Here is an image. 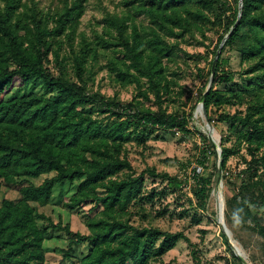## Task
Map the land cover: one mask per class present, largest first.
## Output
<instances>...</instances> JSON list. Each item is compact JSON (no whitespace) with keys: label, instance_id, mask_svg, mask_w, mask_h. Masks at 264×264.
<instances>
[{"label":"trees","instance_id":"1","mask_svg":"<svg viewBox=\"0 0 264 264\" xmlns=\"http://www.w3.org/2000/svg\"><path fill=\"white\" fill-rule=\"evenodd\" d=\"M31 1L0 0V264H47L49 228L39 221L68 237L64 262L70 264H152L180 240L188 241L182 233L131 223L128 209L145 199V180L133 175L126 145L145 144L148 130L190 133L193 110L181 115L164 107L177 85L172 76L177 73L168 65L183 56L205 58L190 56L180 45L197 41L208 48L206 33L218 26L223 33L206 51L212 55L208 77L215 63L213 83L203 86L198 99L210 124H226L227 130L221 134L219 169L214 164L207 175L193 170L191 191L197 208L207 210L221 170L232 194L226 197V222L233 215L264 239V0H242L241 9L240 0H123L127 13H107L94 39L79 33L90 0H62L53 14ZM138 16L148 25L138 26ZM231 54L238 57V70ZM105 69L113 83L135 86L138 94L123 102L118 92L114 97L93 92L90 84ZM150 94L157 110L146 106ZM200 136L203 155L197 162L207 171L208 158L217 151L208 136ZM243 146L251 160L244 158L247 169L238 186L227 176V164ZM147 173L170 186L183 184L154 169ZM43 176L48 177L37 185ZM66 184L76 185L63 202L66 209L92 205L87 235L39 212ZM11 191L19 198H8ZM222 236L231 257L243 264ZM83 244L89 253L77 257ZM261 251L264 258V242Z\"/></svg>","mask_w":264,"mask_h":264},{"label":"rangeland","instance_id":"2","mask_svg":"<svg viewBox=\"0 0 264 264\" xmlns=\"http://www.w3.org/2000/svg\"><path fill=\"white\" fill-rule=\"evenodd\" d=\"M27 2L29 5L33 4L31 0H27ZM35 2L39 4L45 14L49 12L53 14L62 7V0H35ZM122 2L123 0H90L81 20L79 33L84 32L88 37L94 39L95 31L102 33L107 13H127ZM136 22L140 27L148 25L144 16H138ZM222 31L218 26L210 28L206 33L208 39L205 44L210 48L209 52L218 43ZM197 37L198 40L203 41L200 35ZM180 47L192 57L199 54L205 56L200 61L183 56L181 60L177 61V64L170 63L168 65L171 72L177 73L175 76L172 75L177 81V85L173 86V93L164 103V107L169 113L178 112L181 115L183 113L190 114L193 110L189 126L190 133L184 134L180 131L160 129L148 130L145 144L138 145L136 142H132L126 145V154L132 164L133 175L137 177L143 174L145 180L143 188L145 199L134 202L128 209L133 214L131 223L137 227H155L164 232L182 233L188 238V241L180 240L174 249L162 258L153 261L152 264H241L231 257L222 236L224 232L218 223L217 188L219 176L215 179L214 190L207 210L197 208L194 203L191 191L193 182L189 179V175L192 168L199 165L197 160L203 155L200 133L211 139L218 153L217 156H209V170L203 171V174L207 175L213 171L214 164H216V169L221 165V134L227 130V125L216 123L217 126L214 127L210 124L204 111H201L200 114L197 113L200 106L199 93L204 85H209L211 79L207 74L212 59L211 54L206 55V51L209 49L197 41L181 43ZM230 58L234 70H238L237 55L231 54ZM106 63V60L103 59L102 65ZM49 67L55 74L58 73L56 69H53V65ZM199 70H203L202 75ZM108 73L107 69L97 73L95 82L90 84L93 92H99L107 97H114L118 92L119 98L123 102L131 101L138 94L135 86L122 88L113 83ZM150 98L151 101L146 102V106L157 110L153 94H150ZM230 111L234 113V109ZM94 116L102 119L105 114L95 113ZM231 145L232 143L229 144V146ZM244 158L247 161L251 160L245 146L240 150V153L230 157L227 164V176L238 186L241 182L239 179H242L241 173L247 169ZM148 169H154L160 175L168 174L170 177H178L183 184L181 187L170 186L167 179L154 178L149 175ZM126 174L127 171L122 172L119 178H125ZM46 177L48 176H43L34 182L37 185L41 184ZM222 183L225 200L224 220L231 231L233 240L241 249L242 258L248 264H264L261 251L264 239L252 230L253 226L240 224L233 215L230 216L232 222H226V197L232 196V194L225 187L223 179ZM75 186L66 184L56 188L50 205L39 208V212L50 217L56 224L59 222H62L63 225L70 224L72 231L87 235L89 231L86 221L92 205L89 204L84 209L69 211L63 203L66 198H70L75 193ZM152 194L154 198L149 201L148 196ZM7 197L18 199L19 195L16 191H11L7 193ZM39 226L49 228L50 238L44 244L47 264H70L64 262V251L68 249L69 243L65 233L51 229L47 221H39ZM89 250V246L83 244L76 249V256L85 257Z\"/></svg>","mask_w":264,"mask_h":264},{"label":"water","instance_id":"3","mask_svg":"<svg viewBox=\"0 0 264 264\" xmlns=\"http://www.w3.org/2000/svg\"><path fill=\"white\" fill-rule=\"evenodd\" d=\"M241 8H242V0H240V9ZM225 41L226 40L223 41V43L221 44V46H220V48H219V50L217 52V56H216L215 62H216V60H217V58H218V56H219V54L221 52V49H222ZM214 72H215V63H214L213 69H212V76H211V79H210L209 87L208 88H210L211 85H212V83H213ZM199 107L201 108L202 111H204V104L202 102L200 103V106ZM209 131H211L210 128H209ZM217 155H218V153H217ZM218 169H219V167H218ZM218 176H219V178H218V188H219V186H222L223 185V183H222V171L221 170H218ZM220 196H221V199H222L221 201L222 202H221V207L219 208V199H218L219 195H217V207H218L217 218H218V223L220 224V226H221V228H222V230H223L226 238L228 239L231 247L233 248V251L235 252L236 256L240 257L242 259V261H243L244 264H248L242 258V255L240 253V250L231 241V237H230L231 231L226 226V223H225V220H224L225 200L222 198V196H223L222 194Z\"/></svg>","mask_w":264,"mask_h":264},{"label":"bare ground","instance_id":"4","mask_svg":"<svg viewBox=\"0 0 264 264\" xmlns=\"http://www.w3.org/2000/svg\"><path fill=\"white\" fill-rule=\"evenodd\" d=\"M201 108L199 107L198 109H197V113L198 114H200L201 113ZM223 195L222 196V198L224 199V186L222 185V186H219V188L217 189V195H219V197H218V199H219V208L221 207V196L220 195ZM230 237H231V241H232V243L240 250V253H241V255H242V252H241V249L239 248V246H238V244L233 240V238H232V236H231V234H230Z\"/></svg>","mask_w":264,"mask_h":264},{"label":"built area","instance_id":"5","mask_svg":"<svg viewBox=\"0 0 264 264\" xmlns=\"http://www.w3.org/2000/svg\"><path fill=\"white\" fill-rule=\"evenodd\" d=\"M194 170V172L195 173H197V174H202V172H203V168L201 167V166H194L193 168H192V170H191V172ZM191 172H190V174H191Z\"/></svg>","mask_w":264,"mask_h":264}]
</instances>
